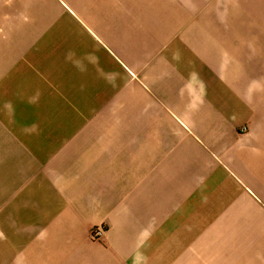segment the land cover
Instances as JSON below:
<instances>
[{"label":"crops","instance_id":"crops-1","mask_svg":"<svg viewBox=\"0 0 264 264\" xmlns=\"http://www.w3.org/2000/svg\"><path fill=\"white\" fill-rule=\"evenodd\" d=\"M0 264H264V0H0Z\"/></svg>","mask_w":264,"mask_h":264},{"label":"built area","instance_id":"built-area-1","mask_svg":"<svg viewBox=\"0 0 264 264\" xmlns=\"http://www.w3.org/2000/svg\"><path fill=\"white\" fill-rule=\"evenodd\" d=\"M105 234L104 227H97L91 230V239L94 241H100L103 238V235Z\"/></svg>","mask_w":264,"mask_h":264},{"label":"rangeland","instance_id":"rangeland-1","mask_svg":"<svg viewBox=\"0 0 264 264\" xmlns=\"http://www.w3.org/2000/svg\"><path fill=\"white\" fill-rule=\"evenodd\" d=\"M91 234V233H90Z\"/></svg>","mask_w":264,"mask_h":264}]
</instances>
